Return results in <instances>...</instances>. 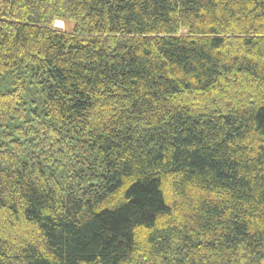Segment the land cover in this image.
<instances>
[{
    "label": "trees",
    "instance_id": "obj_1",
    "mask_svg": "<svg viewBox=\"0 0 264 264\" xmlns=\"http://www.w3.org/2000/svg\"><path fill=\"white\" fill-rule=\"evenodd\" d=\"M0 264H264V0H0Z\"/></svg>",
    "mask_w": 264,
    "mask_h": 264
},
{
    "label": "rangeland",
    "instance_id": "obj_2",
    "mask_svg": "<svg viewBox=\"0 0 264 264\" xmlns=\"http://www.w3.org/2000/svg\"><path fill=\"white\" fill-rule=\"evenodd\" d=\"M58 23H57V25H61L62 24V28L65 26V24L64 23H62L61 21H57ZM67 27L68 28H72L73 27V23H67Z\"/></svg>",
    "mask_w": 264,
    "mask_h": 264
}]
</instances>
